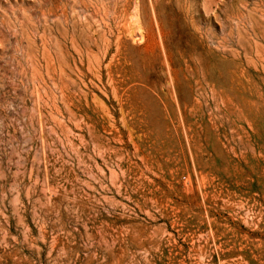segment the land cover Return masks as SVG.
I'll use <instances>...</instances> for the list:
<instances>
[{
  "label": "rangeland",
  "instance_id": "rangeland-1",
  "mask_svg": "<svg viewBox=\"0 0 264 264\" xmlns=\"http://www.w3.org/2000/svg\"><path fill=\"white\" fill-rule=\"evenodd\" d=\"M0 264H264V0H0Z\"/></svg>",
  "mask_w": 264,
  "mask_h": 264
}]
</instances>
